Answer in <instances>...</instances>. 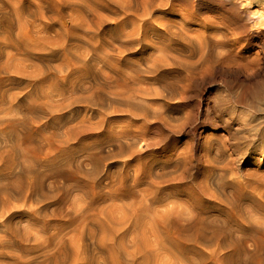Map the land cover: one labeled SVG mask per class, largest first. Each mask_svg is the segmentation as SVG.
Wrapping results in <instances>:
<instances>
[{
    "label": "rangeland",
    "instance_id": "rangeland-1",
    "mask_svg": "<svg viewBox=\"0 0 264 264\" xmlns=\"http://www.w3.org/2000/svg\"><path fill=\"white\" fill-rule=\"evenodd\" d=\"M262 10L0 0V264H264Z\"/></svg>",
    "mask_w": 264,
    "mask_h": 264
},
{
    "label": "bare ground",
    "instance_id": "bare-ground-1",
    "mask_svg": "<svg viewBox=\"0 0 264 264\" xmlns=\"http://www.w3.org/2000/svg\"><path fill=\"white\" fill-rule=\"evenodd\" d=\"M262 14L260 15V17H264V10H262ZM252 18V17H251ZM246 153V152H245ZM250 219H252V218H250ZM228 221V220H227ZM254 222V221H253ZM259 222V224H260V226H261V224H262V227H264V221H258ZM241 223V222H240ZM246 223H243L242 222V224H241V226H243V225H245ZM254 224V223H253ZM238 226V225H237ZM259 226V225H258ZM232 229V228H231ZM243 229V228H242ZM221 230V229H220ZM212 232H215V233H213V234H211L210 235V237H208V238H206L205 236H202V234H191V233H189V232H187V231H177L176 232V235H175V237H173V236H170L169 234H168V237H167V240H168V242L169 243H172V244H174V245H178V242H183V243H191V244H193V245H200V244H202V245H205L206 243H211L210 241L211 240H213V239H215V240H221L220 242L221 243H219L218 244V242H217V244H218V246H216L217 248H219V249H230V248H232L231 246H237V244H240V242L239 241H237V240H234L232 237H230L229 238V240H227V241H224L223 239H225V231L222 233V232H218V231H212ZM211 232V233H212ZM236 237V236H235ZM213 242V241H212ZM214 242H216V241H214ZM213 242V243H214ZM215 244V243H214ZM209 246V245H208ZM210 246H213V245H210ZM221 252V251H220ZM224 255V254H223ZM230 258H232V256L231 255H227V254H225L224 255V259H223V261H226V263L228 264V262L231 264V262H230Z\"/></svg>",
    "mask_w": 264,
    "mask_h": 264
}]
</instances>
